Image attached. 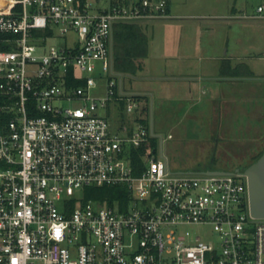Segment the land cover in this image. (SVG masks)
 Masks as SVG:
<instances>
[{"label": "built area", "instance_id": "built-area-1", "mask_svg": "<svg viewBox=\"0 0 264 264\" xmlns=\"http://www.w3.org/2000/svg\"><path fill=\"white\" fill-rule=\"evenodd\" d=\"M167 14L168 0L0 5V31L14 35L0 50V264H264V218L243 172L173 171L158 150L136 175L130 150L150 127L114 130L100 111L141 103L114 67L115 24ZM98 79L103 98L91 96ZM95 185H126L131 199L123 209L83 200ZM186 224L218 236L189 241Z\"/></svg>", "mask_w": 264, "mask_h": 264}, {"label": "rangeland", "instance_id": "rangeland-1", "mask_svg": "<svg viewBox=\"0 0 264 264\" xmlns=\"http://www.w3.org/2000/svg\"><path fill=\"white\" fill-rule=\"evenodd\" d=\"M91 1L97 8L107 6V0ZM216 1L219 16L203 21L185 20L177 29H169L165 17L151 19L148 25L146 21L142 27L148 36L150 54L136 74L124 75L127 93L149 95V113L143 116L150 127L153 110L154 130L163 135L165 153L172 170L177 172L210 166L235 170L241 156L250 157L264 147V79L236 76L214 83L201 78V85L194 86L191 92L185 86L173 91L167 85L171 82L167 78L179 72L173 69L176 59L166 58L164 52L174 47L180 34L190 37L180 40L182 47L200 43L207 55L221 52L238 56L236 62L242 64L240 68L264 75V17L257 11L264 0ZM195 9L214 11L208 4ZM48 43L63 42L50 39ZM105 82L98 79L91 96H107ZM145 104L142 100L140 107L128 112L126 101H117L100 111L109 114L114 130L121 122L136 128L139 124L135 120L142 115ZM181 229L188 231L189 241L198 235L204 240L218 236L211 225L186 224Z\"/></svg>", "mask_w": 264, "mask_h": 264}, {"label": "trees", "instance_id": "trees-1", "mask_svg": "<svg viewBox=\"0 0 264 264\" xmlns=\"http://www.w3.org/2000/svg\"><path fill=\"white\" fill-rule=\"evenodd\" d=\"M13 34H6L0 31V50L11 48V44L7 40L12 38ZM149 42L148 36L145 33L142 25L138 21L124 22L120 21L115 24L114 30V67L116 72L123 75H134L137 71L143 68V59L148 55ZM240 64L233 68L222 69L224 75L242 76L254 75L255 72L246 67L240 68ZM244 65H247L246 63ZM139 101H145L146 104L141 109V116H138L136 121L148 124L143 114L149 113L150 97L146 94H133ZM124 101V100H121ZM159 138L151 135L148 140L140 146L132 147L130 150L131 162L136 175L146 167L145 155L148 153H158ZM83 200L95 199L101 202H106L112 207L123 209L131 199V193L126 185H101V186H86L83 188Z\"/></svg>", "mask_w": 264, "mask_h": 264}, {"label": "crops", "instance_id": "crops-1", "mask_svg": "<svg viewBox=\"0 0 264 264\" xmlns=\"http://www.w3.org/2000/svg\"><path fill=\"white\" fill-rule=\"evenodd\" d=\"M111 0H107V6L109 5V2ZM125 2H131L135 0H122ZM209 5L211 9H214V11H202L199 9L197 11L195 8L203 7L206 5ZM106 6V7H107ZM190 9V10H188ZM217 1L216 0H168V14L165 16L167 19L166 24L169 29H177L182 27L183 24L181 22L188 20H197V21H203V19L209 17H217L220 14L217 13ZM154 21V18H146L139 20L138 22L141 25L149 24V21ZM155 26H159L156 24ZM200 33V32H199ZM177 35L174 34V37L177 38ZM190 35V34H185ZM199 35V34H198ZM191 36V35H190ZM190 38L189 36H184L180 34V36L174 41V47H171L167 49L166 52H164L166 58H170L176 61L173 65L175 67L174 70H178L176 72V75L169 76L167 79H169L171 82L168 87L172 88L173 91H177L180 86H185L186 89L191 92L192 88L196 85H201V78L202 79H210L213 80L214 83L219 82L223 79H232V77H228V75H224L222 72L223 67L226 68H233L234 66H237L236 58L234 55H230L228 53H221L218 52L217 54H209L205 52V47H202L200 43H197L196 45L188 46V47H182L180 46V40ZM150 52H148V55L146 58H148ZM145 58V61H146ZM144 60V59H143ZM171 60V61H173ZM146 65V62H145ZM192 72V73H189ZM124 83V82H123ZM125 88V87H124ZM214 94L216 93L215 89H212ZM125 92L127 93V90L125 89ZM131 94V93H129ZM135 94V93H134ZM148 95V94H146ZM205 169H208L205 168Z\"/></svg>", "mask_w": 264, "mask_h": 264}, {"label": "water", "instance_id": "water-1", "mask_svg": "<svg viewBox=\"0 0 264 264\" xmlns=\"http://www.w3.org/2000/svg\"><path fill=\"white\" fill-rule=\"evenodd\" d=\"M118 74L120 76L121 86H123L124 75L123 73H120V72ZM150 133L151 135L159 138V143H160L159 153L161 157H163L166 160V162L169 163L168 157L164 150V137L161 133H156L154 130V120H153V110L152 109H151ZM196 171H202L205 173L243 172L248 178L251 212L256 217L264 218V152L256 161L250 164L243 171H241L239 168L235 170L208 168V169H192L188 171H178V172H196Z\"/></svg>", "mask_w": 264, "mask_h": 264}, {"label": "flooded vegetation", "instance_id": "flooded-vegetation-1", "mask_svg": "<svg viewBox=\"0 0 264 264\" xmlns=\"http://www.w3.org/2000/svg\"><path fill=\"white\" fill-rule=\"evenodd\" d=\"M257 77L260 79H264V75H256V73L254 75H242L239 76V78L241 77ZM228 77H232L235 78L236 76H228ZM264 152V147L257 153L252 154L250 157H248L247 155L245 156H241L239 158L238 163L235 165V169L239 168L241 171H243L245 168H247L250 164H252L254 161H256ZM210 168H213L212 166H210ZM215 169V168H213Z\"/></svg>", "mask_w": 264, "mask_h": 264}, {"label": "bare ground", "instance_id": "bare-ground-1", "mask_svg": "<svg viewBox=\"0 0 264 264\" xmlns=\"http://www.w3.org/2000/svg\"><path fill=\"white\" fill-rule=\"evenodd\" d=\"M5 2V0H0V5L3 4Z\"/></svg>", "mask_w": 264, "mask_h": 264}]
</instances>
